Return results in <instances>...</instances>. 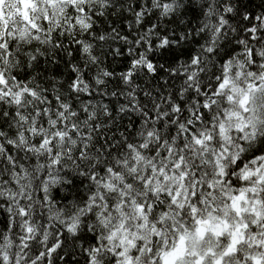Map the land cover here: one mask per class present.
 Returning <instances> with one entry per match:
<instances>
[{
  "label": "snow or ice",
  "instance_id": "6c2138e0",
  "mask_svg": "<svg viewBox=\"0 0 264 264\" xmlns=\"http://www.w3.org/2000/svg\"><path fill=\"white\" fill-rule=\"evenodd\" d=\"M0 264H264V0H0Z\"/></svg>",
  "mask_w": 264,
  "mask_h": 264
}]
</instances>
